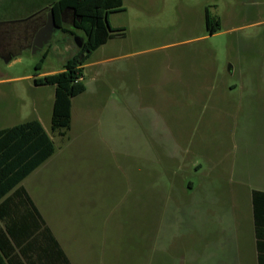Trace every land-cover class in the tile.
Instances as JSON below:
<instances>
[{"label":"rangeland","instance_id":"374dc122","mask_svg":"<svg viewBox=\"0 0 264 264\" xmlns=\"http://www.w3.org/2000/svg\"><path fill=\"white\" fill-rule=\"evenodd\" d=\"M54 1L0 0V21L41 10L46 16ZM123 7L109 21L124 33L84 66L86 91L72 99L57 156L65 163L77 153L93 167L105 245L122 252L123 264L138 257L142 264H200L202 236L220 234L219 212L223 231L237 235L235 248L223 243L208 264L230 256L254 264L246 166L264 147V0H123ZM207 7L221 19L214 34ZM64 26L73 29L70 21ZM75 35L58 28L44 47L0 57V127L41 118L50 129L55 85L34 78L64 68L77 51ZM171 76L181 78L170 84ZM204 190H216L222 204L213 199L201 211Z\"/></svg>","mask_w":264,"mask_h":264},{"label":"crops","instance_id":"0c3cea01","mask_svg":"<svg viewBox=\"0 0 264 264\" xmlns=\"http://www.w3.org/2000/svg\"><path fill=\"white\" fill-rule=\"evenodd\" d=\"M177 70L180 75L182 69ZM180 78L171 76L170 84ZM155 85L156 89L163 90ZM179 85L183 86V82ZM36 119L53 139L55 151L18 183L15 182L17 177L32 156L29 150L16 147L4 138L5 135L0 136V264H123L122 252L112 253L105 245V220L99 219L101 216L97 218V213H102L104 199L102 193L95 194L93 167H89L77 153L62 163L56 154L57 133L53 132L52 124L48 129L41 118ZM255 155L257 157L252 155L246 166L247 179L252 182L250 261L264 264V196H254L255 191L264 192V147L262 153ZM195 167L200 168L201 164ZM193 187L194 183L189 181L188 188ZM213 199L216 206L222 204V197L216 190L215 196L204 190L199 197L201 211ZM216 219H220V234L209 240L202 236L204 246L199 253L200 264H208L214 249L217 258V251L223 243L235 248L237 235L223 231L220 212ZM229 219L237 218L231 212ZM137 262L142 264L140 257ZM222 263L241 264L232 256Z\"/></svg>","mask_w":264,"mask_h":264},{"label":"trees","instance_id":"16d2710c","mask_svg":"<svg viewBox=\"0 0 264 264\" xmlns=\"http://www.w3.org/2000/svg\"><path fill=\"white\" fill-rule=\"evenodd\" d=\"M123 9V0H56L50 4L48 12L54 11L58 28L70 32L71 35L76 34V29L80 30L84 39L83 46L78 47L76 45L77 51L67 59L62 70L34 78L36 85H55L51 124L53 132L58 135L64 136L71 126L72 99L86 91V85L83 82V70L88 59L98 47L105 44L116 32L124 33V28H114L109 21L110 13ZM38 16H41L42 19L47 18L44 10L35 12L29 17ZM65 20L71 22L73 29L64 26ZM23 21L0 24V55L2 57L10 60L20 54L23 49V47H17L9 52L3 51V43L6 40L5 31L7 29L13 30L15 39L22 37L26 29ZM205 22L210 34L221 30V19L212 15L208 7L205 11ZM33 32L34 29H30V33ZM48 52V49L43 52L37 69L46 59ZM3 135L8 142H12L16 147L29 150V154L32 156L28 166H25L23 173L17 177L15 181L17 183L55 151L53 139L37 119L0 129V136ZM254 196L256 198L257 196H264V192L255 191Z\"/></svg>","mask_w":264,"mask_h":264},{"label":"flooded vegetation","instance_id":"af4514ba","mask_svg":"<svg viewBox=\"0 0 264 264\" xmlns=\"http://www.w3.org/2000/svg\"><path fill=\"white\" fill-rule=\"evenodd\" d=\"M27 18H24V21L21 20V21H23L22 23L24 25H26V29H25L22 37L15 39L14 34H13V30L7 29L5 31L6 32L5 33L6 40L3 39L4 40V43H3V51L4 52L12 51L15 48L21 47V46L32 47V45L34 44V40H35L37 33L47 23V18L42 19L41 16L29 17L28 19ZM30 29H34V32L30 33Z\"/></svg>","mask_w":264,"mask_h":264},{"label":"water","instance_id":"95a60500","mask_svg":"<svg viewBox=\"0 0 264 264\" xmlns=\"http://www.w3.org/2000/svg\"><path fill=\"white\" fill-rule=\"evenodd\" d=\"M14 21H10V22H14ZM2 23H5V21H0V24ZM57 29H58V24L56 22L55 13L53 10H51L47 14L46 25L43 28H41L40 31L37 33L34 40V44L32 45L31 48L37 50L44 47V45L48 43L49 40L51 39L53 32L56 31ZM75 42L78 47H82L84 39L81 35H75ZM0 57L2 56L0 55Z\"/></svg>","mask_w":264,"mask_h":264}]
</instances>
